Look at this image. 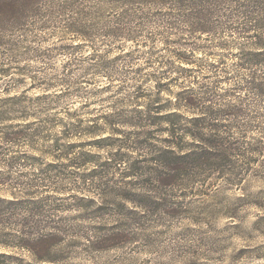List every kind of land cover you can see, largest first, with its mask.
<instances>
[{
  "label": "clouds",
  "instance_id": "clouds-1",
  "mask_svg": "<svg viewBox=\"0 0 264 264\" xmlns=\"http://www.w3.org/2000/svg\"><path fill=\"white\" fill-rule=\"evenodd\" d=\"M254 55L256 0H33L0 20V264H264Z\"/></svg>",
  "mask_w": 264,
  "mask_h": 264
},
{
  "label": "trees",
  "instance_id": "trees-1",
  "mask_svg": "<svg viewBox=\"0 0 264 264\" xmlns=\"http://www.w3.org/2000/svg\"><path fill=\"white\" fill-rule=\"evenodd\" d=\"M33 2V0H30ZM257 4H264V0H256ZM17 6H19V2L17 0H0V20L4 22H8L9 20H17L21 21L22 18L26 17L25 10L18 9ZM14 17V18H13ZM256 57L255 59H251L252 57ZM254 56H249L248 59L250 62H255V63H261L264 62V56L261 55H254ZM169 119H173L174 121H178L179 117H172ZM209 153H193L189 157H185L183 159H178L175 157H172L171 154L169 153H164L163 156L161 157L162 159L167 158L168 162L177 168H181V164H192V165H202L206 162V158L209 157ZM188 159V162H186ZM209 166H212L211 163L209 162Z\"/></svg>",
  "mask_w": 264,
  "mask_h": 264
},
{
  "label": "rangeland",
  "instance_id": "rangeland-1",
  "mask_svg": "<svg viewBox=\"0 0 264 264\" xmlns=\"http://www.w3.org/2000/svg\"><path fill=\"white\" fill-rule=\"evenodd\" d=\"M19 2V6H17L18 9H22V10H25V13L26 15L28 14L29 10H31L33 8V2H31L30 0H17ZM2 17V15L0 16ZM14 18V17H13ZM23 19V18H22ZM8 22H12V23H16L17 20H9ZM19 22V21H18ZM256 57H252L251 59H255ZM169 118H172V117H169ZM164 160L168 161L167 158L164 157ZM188 162V159L187 161ZM182 165H185V164H181ZM219 166V165H218ZM129 196H132L131 193L128 194ZM134 199H142V202L146 203V204H150L151 202L148 201V200H143V198H140V197H135L133 196Z\"/></svg>",
  "mask_w": 264,
  "mask_h": 264
}]
</instances>
